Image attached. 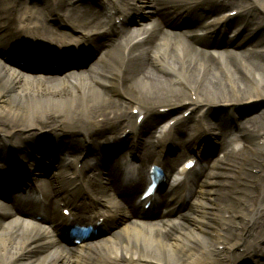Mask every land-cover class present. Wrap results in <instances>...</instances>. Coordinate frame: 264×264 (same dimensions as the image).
<instances>
[{
  "label": "bare ground",
  "instance_id": "bare-ground-1",
  "mask_svg": "<svg viewBox=\"0 0 264 264\" xmlns=\"http://www.w3.org/2000/svg\"><path fill=\"white\" fill-rule=\"evenodd\" d=\"M69 1L0 0V51H19L15 45L19 42L46 47L59 55L70 50L81 55L88 48H96L97 60L103 65L107 63L111 73L104 76L103 68H90L95 74L72 86L68 78L74 73L58 79L32 75L8 63L5 55L0 54V116L10 123H0V141L8 137L21 139L28 163L34 166L39 158L51 157L46 148H39L41 142L58 143L66 146L64 150L85 143L91 146L100 135L121 134L119 127L124 125L129 129L128 136L136 141L132 143L126 136L117 143L113 141L116 148H126L130 156L138 152L142 164L148 159L156 160L170 171L169 177L175 175L173 181L181 177L183 180L160 195V200H155L147 212L156 217L145 222L134 217L137 201L133 197L138 184L119 188L114 185L116 175L101 172L109 163L103 165L107 159L104 155H112L107 149L111 145L100 148L92 162L83 160L81 147L71 155L60 157L53 171L41 175L51 176L58 184V196L63 199L72 187L73 200L68 206L72 207L75 218L93 222L104 217L102 226L108 227L118 212L121 222L127 223L114 227V235L73 249L65 239L60 241L55 235L65 223L58 210L47 226L26 219L24 206L33 205V201L13 200L15 193L24 189L25 182L28 180L29 184L39 169L28 168L29 176L20 179L18 191L13 188L21 173L14 169L0 177V186L9 199L0 196V264H240L243 261L264 264V246L258 244L259 239L264 243V144L260 145L264 141V114L248 119L243 123L247 127L238 130L240 143L247 144L241 150H234L237 142L223 132L215 137L222 159L210 172L178 174L177 169L173 171L176 158L170 159L164 152L169 136H173L171 147L187 156V149L194 145H186L182 136L193 134V140L206 139L215 125L208 122L213 111L219 112L222 107L231 110L219 116L222 125L230 113L234 119L264 103V53L235 48L218 51L216 47L210 48L216 41L200 42L230 28L231 21L223 20L226 17L223 10L229 6L240 13L237 15L242 18L240 26L244 24L239 39L232 44H241L250 29L258 30L256 39L261 41L264 0H213L204 5L203 12L210 15L205 20L212 18V23L198 26L202 38L181 37L187 32H178L174 24L178 17L191 11L192 14L198 6L201 10L210 0H119L125 11L117 17L126 18L128 11L139 12L132 20L161 16L169 29L155 22L149 29L136 30L113 25L109 32H101L104 24L97 21L100 11L106 23L115 18L106 16L103 0L94 4L86 2L81 11L69 10ZM105 1L110 5L116 3V0ZM61 12L65 13L64 18ZM194 18L199 17L194 15ZM236 30L239 28L232 33ZM139 36L144 39L138 41ZM174 38L179 39L177 46L170 42ZM55 61H65V56ZM116 92L122 94L125 102L118 103L110 95ZM159 108L168 110L165 115L175 114L171 118L181 116L186 109L191 112L169 127L160 139L151 143L143 141V133L156 127L162 116ZM132 109L144 114L139 126ZM1 149L4 170L12 156L8 147ZM39 187L44 189L41 184ZM23 193L33 198L42 194L26 185ZM187 193L190 201L186 200ZM258 257L261 258L254 259ZM23 258L24 261L17 262Z\"/></svg>",
  "mask_w": 264,
  "mask_h": 264
},
{
  "label": "rangeland",
  "instance_id": "rangeland-1",
  "mask_svg": "<svg viewBox=\"0 0 264 264\" xmlns=\"http://www.w3.org/2000/svg\"><path fill=\"white\" fill-rule=\"evenodd\" d=\"M115 97H116L117 99H119V98H118V95H116ZM219 110H221V111H222V110L225 111L224 109H219ZM219 110H218V111H219ZM216 114L218 115V113H216ZM219 114H221V113L219 112ZM3 120H4V118L0 116V123H1V124H10L9 122H4Z\"/></svg>",
  "mask_w": 264,
  "mask_h": 264
}]
</instances>
